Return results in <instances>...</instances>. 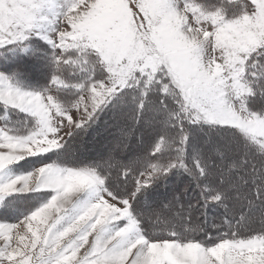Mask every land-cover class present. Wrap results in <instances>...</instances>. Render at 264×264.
<instances>
[{
  "label": "snow or ice",
  "instance_id": "1",
  "mask_svg": "<svg viewBox=\"0 0 264 264\" xmlns=\"http://www.w3.org/2000/svg\"><path fill=\"white\" fill-rule=\"evenodd\" d=\"M0 264H264V0H0Z\"/></svg>",
  "mask_w": 264,
  "mask_h": 264
},
{
  "label": "trees",
  "instance_id": "2",
  "mask_svg": "<svg viewBox=\"0 0 264 264\" xmlns=\"http://www.w3.org/2000/svg\"><path fill=\"white\" fill-rule=\"evenodd\" d=\"M132 147L135 149L137 147V144L136 143H133L132 144Z\"/></svg>",
  "mask_w": 264,
  "mask_h": 264
},
{
  "label": "rangeland",
  "instance_id": "3",
  "mask_svg": "<svg viewBox=\"0 0 264 264\" xmlns=\"http://www.w3.org/2000/svg\"><path fill=\"white\" fill-rule=\"evenodd\" d=\"M133 143L137 144V141L134 139V140L131 141V144H133Z\"/></svg>",
  "mask_w": 264,
  "mask_h": 264
}]
</instances>
